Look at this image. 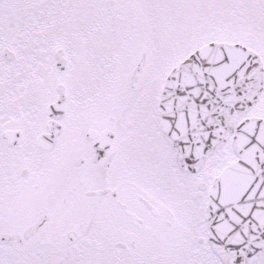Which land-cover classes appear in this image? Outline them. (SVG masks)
Here are the masks:
<instances>
[{
	"label": "snow or ice",
	"instance_id": "obj_1",
	"mask_svg": "<svg viewBox=\"0 0 264 264\" xmlns=\"http://www.w3.org/2000/svg\"><path fill=\"white\" fill-rule=\"evenodd\" d=\"M0 264H264V0H0Z\"/></svg>",
	"mask_w": 264,
	"mask_h": 264
}]
</instances>
